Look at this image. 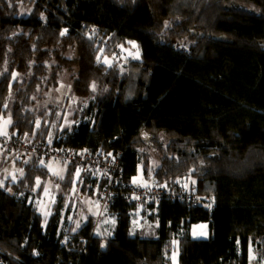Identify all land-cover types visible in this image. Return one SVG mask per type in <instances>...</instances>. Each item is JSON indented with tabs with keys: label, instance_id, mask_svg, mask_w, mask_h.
I'll list each match as a JSON object with an SVG mask.
<instances>
[{
	"label": "trees",
	"instance_id": "obj_1",
	"mask_svg": "<svg viewBox=\"0 0 264 264\" xmlns=\"http://www.w3.org/2000/svg\"><path fill=\"white\" fill-rule=\"evenodd\" d=\"M91 26L114 46L137 42L141 58L107 63L112 52L88 35ZM65 73L73 95L90 101L89 115L72 129L56 116L38 126L42 93ZM8 112L13 135L122 150L128 182L142 164L144 179L210 195L213 207L163 201L149 214L157 236L144 237L119 197L110 207L114 234H95L91 217L73 233L88 239V255L70 254L60 210L45 220L33 205L50 171L32 158L9 185L15 194L0 188L5 263L172 264L174 240L179 264L264 261V0H0V122ZM76 172L68 165L64 191ZM78 183L95 194L93 176ZM200 222L209 224L207 239L190 235Z\"/></svg>",
	"mask_w": 264,
	"mask_h": 264
},
{
	"label": "built area",
	"instance_id": "obj_2",
	"mask_svg": "<svg viewBox=\"0 0 264 264\" xmlns=\"http://www.w3.org/2000/svg\"><path fill=\"white\" fill-rule=\"evenodd\" d=\"M88 35L96 37L102 48L111 50L119 65L129 67L133 58H127L123 54L122 45H113V36L107 34L100 27L91 26ZM0 152L9 154L16 161L20 170H25L30 159L38 158L39 161H51L73 166L79 173L82 183L89 176L98 180L95 193L98 195L103 217L112 215L110 207L121 197L133 212H152L163 201L184 202L189 206L203 207L211 210L213 199L203 197L192 192L185 185H166L143 183L139 181L128 182L125 179L124 151L111 148L109 150L93 153L86 149L67 147L55 144L53 139L38 140L34 136H4L0 133ZM14 192V191H13ZM10 194H15V193ZM64 245L67 253L88 255V239L69 234L65 237ZM172 250L179 263L180 242L174 240ZM35 255L40 253L35 250ZM0 264H7L0 258Z\"/></svg>",
	"mask_w": 264,
	"mask_h": 264
},
{
	"label": "rangeland",
	"instance_id": "obj_3",
	"mask_svg": "<svg viewBox=\"0 0 264 264\" xmlns=\"http://www.w3.org/2000/svg\"><path fill=\"white\" fill-rule=\"evenodd\" d=\"M121 45L123 46L122 49L125 57L133 59L141 58V51L137 42L128 41ZM105 60L109 64L117 61L113 54L106 55ZM71 83L70 73H65L58 88H50L47 92L42 93V95L47 97L41 102V104H43L41 107H46V114L37 119L38 126H41L43 123H50L53 125L54 122L51 117L56 116L57 118L62 117L60 128L67 127L68 129H72L79 122L86 119L89 115L87 108L90 101L85 99L82 100L73 95ZM12 103L13 102L10 101L7 105L9 110L12 108ZM11 123V113L8 112V114L2 117L0 131L4 134L12 133L10 128ZM154 154L155 152L152 151L151 156L153 158H155ZM2 155L4 154L0 152V180L4 181L8 176H16L18 174V169L20 171V167L11 156L10 158H5L6 162H3ZM5 163H7L8 169L3 170ZM43 163L48 167L50 176L45 180H39L38 183L43 184V194L32 198V202L37 210L44 216V219L48 220L49 217L59 209L62 218L61 228L63 232L66 234H73L78 232L79 229L93 217L95 220V234L112 236L111 234L114 231L117 220L116 215H111L109 217H103L102 214L100 215L101 205L98 195H96V193L94 195L89 194V191L84 192L81 190L78 183L80 180L79 173H75L73 184L69 188V192H67L60 187V182L67 172L65 164L51 161H43ZM152 163L156 165L157 162L154 160ZM152 167L153 166H151L150 169H152ZM140 168L143 170L142 164ZM136 180L147 183L149 179L136 178ZM13 193H15V191ZM209 197L212 198L210 195ZM140 232L144 237L157 236V226L154 228L153 225H145ZM176 260V254L172 253V264H174ZM252 260H255V253L252 254ZM261 264H264V261Z\"/></svg>",
	"mask_w": 264,
	"mask_h": 264
},
{
	"label": "crops",
	"instance_id": "obj_4",
	"mask_svg": "<svg viewBox=\"0 0 264 264\" xmlns=\"http://www.w3.org/2000/svg\"><path fill=\"white\" fill-rule=\"evenodd\" d=\"M0 133L2 135H4V136H13V134H15L14 131H12V133H10V134H4L1 131H0ZM3 154H4V155H2L3 162H6L5 158H10V155L9 154H5V153H3ZM15 163L18 164L16 161H15ZM65 167L68 170V165H65ZM5 169H8L7 163H5V166L3 167V170H5ZM19 172L20 171L18 169V173ZM136 178H142L143 179V170H141V168H139L138 175L136 176ZM136 178H135L134 181H137ZM18 179H19V177H18V174H17L16 176L15 175L8 176V178L5 179L4 181L0 180V188H6L7 192L10 194L14 190L9 185H11L13 183H16L18 181ZM147 183H151V181L148 180ZM150 213H151L150 211L149 212H142V213L133 212V214H135L133 216V227L136 230H140V231H141L142 227L145 226V225H153L154 228L156 226L158 228L159 222L156 221V220L150 219V217H149ZM135 224H138V225H135ZM113 234H114V232H112L111 235H113ZM190 235L192 237H195V238H202V239L209 238L211 236L209 224L207 222H200V223L193 224L191 226V228H190Z\"/></svg>",
	"mask_w": 264,
	"mask_h": 264
},
{
	"label": "bare ground",
	"instance_id": "obj_5",
	"mask_svg": "<svg viewBox=\"0 0 264 264\" xmlns=\"http://www.w3.org/2000/svg\"><path fill=\"white\" fill-rule=\"evenodd\" d=\"M174 264H179V263H178V261L176 260V261L174 262Z\"/></svg>",
	"mask_w": 264,
	"mask_h": 264
}]
</instances>
